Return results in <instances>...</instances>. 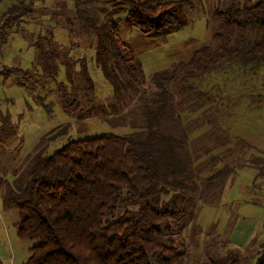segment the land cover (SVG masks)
Returning a JSON list of instances; mask_svg holds the SVG:
<instances>
[{
  "label": "rangeland",
  "instance_id": "obj_1",
  "mask_svg": "<svg viewBox=\"0 0 264 264\" xmlns=\"http://www.w3.org/2000/svg\"><path fill=\"white\" fill-rule=\"evenodd\" d=\"M19 1H2L0 28L7 9ZM186 1V26L160 36H143L126 26L124 14L111 15L119 24L121 42L140 60L145 74L144 85L124 99L114 96L96 64V39L76 18L77 11L89 10L104 21L116 11L112 6L92 0H34L33 12L15 18L0 34L3 264H25L37 243L20 238V213L8 202L11 193L25 187L34 163L71 141L134 133L129 114L139 118L143 104L158 91L153 77L172 72L176 63L189 61L202 46L220 44L213 39V15L223 0ZM86 73L95 93H86ZM183 76L178 72L175 84L168 87L174 102L180 103L186 154L194 161L190 167L198 186L196 193H184L194 200L193 215L174 226L183 264H252V258L259 264L264 259V66L226 63L198 79ZM63 101L74 111L69 113ZM217 172L221 175L211 180L208 190V178ZM241 223L255 227L257 247L247 253L239 251L243 241L231 237Z\"/></svg>",
  "mask_w": 264,
  "mask_h": 264
},
{
  "label": "trees",
  "instance_id": "obj_2",
  "mask_svg": "<svg viewBox=\"0 0 264 264\" xmlns=\"http://www.w3.org/2000/svg\"><path fill=\"white\" fill-rule=\"evenodd\" d=\"M33 1L11 4L0 34L15 18L29 16ZM92 1L116 11L104 21L89 10L77 11L76 18L96 39V64L114 96L124 99L144 85L145 74L140 60L121 42L111 15L124 14L126 26L143 36H160L186 26L187 1ZM213 19V39L220 44L202 46L172 72L153 77L158 91L143 104L139 118L129 114L134 133L71 141L34 163L25 187L8 201L20 213V238L37 241L25 264H183L174 226L193 215L194 200L184 193H196L198 186L190 167L194 161L186 154L180 103L168 87L178 72L198 79L226 63L264 66V0H223ZM86 78V93H95L87 73ZM75 103L81 106L78 97ZM220 175L208 178V190Z\"/></svg>",
  "mask_w": 264,
  "mask_h": 264
},
{
  "label": "crops",
  "instance_id": "obj_3",
  "mask_svg": "<svg viewBox=\"0 0 264 264\" xmlns=\"http://www.w3.org/2000/svg\"><path fill=\"white\" fill-rule=\"evenodd\" d=\"M237 227H241L240 228V231H238V229H237ZM237 229V230H236ZM254 230H255V227H253V226H248V225H246V223H241V225L240 226H235L234 227V230H233V235L231 236V237H233L232 239L235 241V242H238V243H242V242H240V241H243V248H241L239 251L241 252V253H243L244 251H245V253H247L248 252V250H251V249H253L254 248V246H256V244L255 243H253V241H254V238H253V236H254ZM234 231H236L237 232V235H236V237H235V233H234ZM246 233H248V236H247V238H245L244 240H242V237H243V235H245ZM230 246V245H229ZM231 247V246H230ZM257 247V246H256ZM232 248V247H231ZM260 261H262V260H260ZM255 262H256V260H254L253 258L251 259V263L252 264H255Z\"/></svg>",
  "mask_w": 264,
  "mask_h": 264
}]
</instances>
